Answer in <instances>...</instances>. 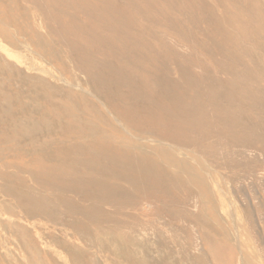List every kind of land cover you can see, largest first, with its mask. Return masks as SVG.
I'll use <instances>...</instances> for the list:
<instances>
[{
    "label": "rangeland",
    "instance_id": "1",
    "mask_svg": "<svg viewBox=\"0 0 264 264\" xmlns=\"http://www.w3.org/2000/svg\"><path fill=\"white\" fill-rule=\"evenodd\" d=\"M0 79V264H264V0H0Z\"/></svg>",
    "mask_w": 264,
    "mask_h": 264
},
{
    "label": "bare ground",
    "instance_id": "2",
    "mask_svg": "<svg viewBox=\"0 0 264 264\" xmlns=\"http://www.w3.org/2000/svg\"><path fill=\"white\" fill-rule=\"evenodd\" d=\"M243 8V7H242ZM26 16V15H25ZM51 27V26H50ZM30 51V50H29ZM246 53V52H245ZM8 54V53H7ZM15 55V54H14ZM28 59V58H27ZM12 67V66H11ZM197 70V69H196ZM58 71V70H57ZM61 74V73H60ZM239 74V73H238ZM75 76V75H74ZM243 77V76H242ZM80 79V78H79ZM1 80V79H0ZM65 81H67V80H65ZM68 83V82H67ZM70 84H71V82H69ZM98 83V82H97ZM30 84V83H29ZM66 84V83H65ZM73 84V83H72ZM74 85V84H73ZM71 86V85H70ZM75 87H76V85H74ZM78 86H79V84H78ZM72 87V86H71ZM70 87V88H71ZM73 88V87H72ZM75 89V88H74ZM78 89V88H77ZM76 89V90H77ZM82 89V88H81ZM80 89V90H81ZM79 90V89H78ZM131 90V89H130ZM172 90V89H171ZM35 91V90H34ZM82 91V90H81ZM112 91V90H111ZM226 92V91H225ZM143 94V93H142ZM114 95V94H113ZM30 97V96H29ZM28 97V98H29ZM115 97V96H114ZM234 97V96H233ZM38 99V98H37ZM139 99V98H138ZM113 103V102H112ZM143 107V106H142ZM188 109V108H187ZM198 109V108H197ZM131 111V110H130ZM202 112V111H201ZM191 113V112H190ZM232 113V112H231ZM238 115V114H237ZM186 117V116H185ZM191 117V116H190ZM180 118H182V117H180ZM184 119V118H183ZM116 121V120H115ZM36 122V121H35ZM133 122V121H132ZM22 125V124H21ZM27 125V124H26ZM182 125V124H181ZM37 127H39V126H37ZM77 128V127H76ZM106 133V132H105ZM92 135V134H91ZM120 138V137H119ZM262 138V137H261ZM117 140V139H116ZM120 141V140H119ZM36 142V141H35ZM56 142V141H55ZM244 142V141H243ZM76 143V142H75ZM132 143V142H131ZM162 143V142H161ZM60 144V143H59ZM34 147V146H33ZM10 149V148H9ZM179 149V148H178ZM86 151V150H85ZM175 152V151H174ZM53 154V153H52ZM245 156V155H244ZM249 157V156H248ZM248 162V161H247ZM119 164V163H118ZM153 164V163H152ZM121 165V164H120ZM148 165V164H147ZM144 168V167H143ZM151 168V167H150ZM150 170V169H149ZM131 171V170H130ZM152 171H150V173H151ZM143 173H144V171H143ZM98 176V175H97ZM197 176V175H196ZM11 177V176H10ZM195 178V177H194ZM170 179V178H169ZM189 183V182H188ZM158 184V183H157ZM216 184V183H215ZM199 186V185H198ZM134 187V186H133ZM199 187H201V185L199 186ZM210 187V186H209ZM181 189V188H180ZM209 189V188H208ZM207 189V190H208ZM45 191V190H44ZM152 198V197H151ZM195 201H196V199H195ZM196 203V202H195ZM187 205V204H186ZM185 205V206H186ZM196 205V204H195ZM195 209H196V207H195ZM193 210V209H192ZM261 215V214H260ZM102 216H103V214H102ZM185 216V215H184ZM120 217V216H119ZM107 218V217H106ZM109 221V220H108ZM98 222V221H97ZM120 223V222H119ZM108 224V223H107ZM124 224V223H123ZM59 228V227H58ZM137 228V227H136ZM79 229V228H78ZM120 231V230H119ZM144 231V230H143ZM253 231V230H252ZM128 232V231H127ZM151 233H153V232H151ZM163 235V234H162ZM68 236V235H67ZM81 236V235H80ZM239 242V241H238ZM73 246V245H72ZM251 248V247H250ZM97 249V248H96ZM53 252V251H52ZM97 256V255H96ZM87 257V256H86ZM84 258V257H83ZM94 258V257H93ZM25 261V260H24ZM192 261V260H191ZM197 263V262H196ZM45 264V263H44ZM209 264V263H208Z\"/></svg>",
    "mask_w": 264,
    "mask_h": 264
}]
</instances>
